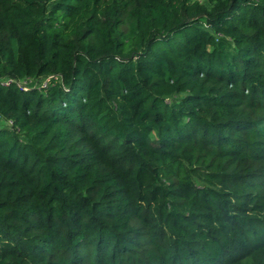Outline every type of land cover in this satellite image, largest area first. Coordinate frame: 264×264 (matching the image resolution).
Here are the masks:
<instances>
[{"label": "trees", "instance_id": "1", "mask_svg": "<svg viewBox=\"0 0 264 264\" xmlns=\"http://www.w3.org/2000/svg\"><path fill=\"white\" fill-rule=\"evenodd\" d=\"M0 264H264V0H0Z\"/></svg>", "mask_w": 264, "mask_h": 264}, {"label": "built area", "instance_id": "2", "mask_svg": "<svg viewBox=\"0 0 264 264\" xmlns=\"http://www.w3.org/2000/svg\"><path fill=\"white\" fill-rule=\"evenodd\" d=\"M51 79H52V77H48V78H46L43 82H42V85L40 86V87H47L48 86V84L51 82ZM12 83H16L17 85H18V87H20L21 89H23V90H25V91H27V90H29L30 88V85H28V82L27 81H23V82H16V81H14V80H11V79H8V80H6V81H4L3 82V85H5V86H8V85H10V84H12Z\"/></svg>", "mask_w": 264, "mask_h": 264}]
</instances>
